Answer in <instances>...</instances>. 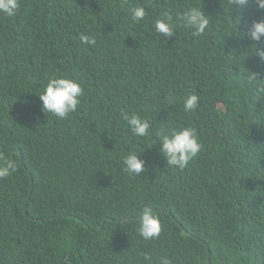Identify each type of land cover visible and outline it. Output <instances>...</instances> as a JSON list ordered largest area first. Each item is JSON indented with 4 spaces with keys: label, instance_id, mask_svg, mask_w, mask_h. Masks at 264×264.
Returning a JSON list of instances; mask_svg holds the SVG:
<instances>
[{
    "label": "trees",
    "instance_id": "obj_1",
    "mask_svg": "<svg viewBox=\"0 0 264 264\" xmlns=\"http://www.w3.org/2000/svg\"><path fill=\"white\" fill-rule=\"evenodd\" d=\"M143 6L145 18L131 9ZM209 16L199 37L179 21ZM233 0H20L0 15V264H264V61L242 32L264 19ZM173 18L170 38L155 21ZM87 36L94 43H84ZM83 89L59 119L41 110L49 78ZM189 94L195 110H184ZM150 124L132 134L121 113ZM191 127L201 149L167 164L157 133ZM145 160L123 171L129 152ZM150 205L162 231L137 232ZM149 253L151 261L143 258Z\"/></svg>",
    "mask_w": 264,
    "mask_h": 264
},
{
    "label": "clouds",
    "instance_id": "obj_2",
    "mask_svg": "<svg viewBox=\"0 0 264 264\" xmlns=\"http://www.w3.org/2000/svg\"><path fill=\"white\" fill-rule=\"evenodd\" d=\"M239 6L242 11L248 6L254 8L257 13L264 12V0H233V7ZM20 0H0V15L14 17L19 10ZM145 8L143 6L133 7L131 16L133 20L145 18ZM186 27L192 30L194 37L204 34L209 25V16L198 7H189L178 17ZM173 18L165 15L155 21V31L165 37H172ZM242 36L253 42L255 45L254 55L259 60L264 61V19H252L245 26ZM84 43H94L87 36L81 37ZM249 77L250 81L259 80L256 74ZM260 90H264V84L258 85ZM83 94L80 83L65 76H55L49 78L42 93L37 95L41 101V110L44 113H51L53 116L64 119L69 113L77 110L80 103L79 97ZM199 97L196 94H189L184 99V110L192 111L198 107ZM121 118L127 122L132 134L136 137H146L150 124L137 114L127 112L121 113ZM159 137V152L166 158L167 164L183 169L189 160L196 157L201 149L196 130L191 127H181L170 129L167 132L157 133ZM123 171L130 176H139L146 169L145 160L141 159L137 152H129L122 159ZM15 170V164L6 157H0V179L8 177ZM162 231L161 221L154 209L150 205H145L141 209L137 218V232L144 240H155ZM143 258L151 261L149 253H144ZM159 264H173V260L168 256L160 257Z\"/></svg>",
    "mask_w": 264,
    "mask_h": 264
}]
</instances>
